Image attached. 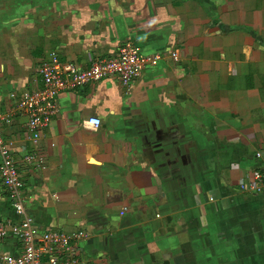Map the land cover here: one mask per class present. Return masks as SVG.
Listing matches in <instances>:
<instances>
[{
	"label": "crops",
	"instance_id": "crops-1",
	"mask_svg": "<svg viewBox=\"0 0 264 264\" xmlns=\"http://www.w3.org/2000/svg\"><path fill=\"white\" fill-rule=\"evenodd\" d=\"M123 45L163 59L59 93L34 142L17 101L41 63L87 69ZM0 114L26 213L88 233L78 264H264V183L239 188L264 178V0H0ZM20 220L0 179V225Z\"/></svg>",
	"mask_w": 264,
	"mask_h": 264
},
{
	"label": "built area",
	"instance_id": "built-area-1",
	"mask_svg": "<svg viewBox=\"0 0 264 264\" xmlns=\"http://www.w3.org/2000/svg\"><path fill=\"white\" fill-rule=\"evenodd\" d=\"M169 57L178 61V49L171 50ZM163 59L162 54H143L136 46H120L116 54L107 59L93 61L87 69L62 62L52 53L47 61L39 66L38 72L43 81V88L27 92L17 101L20 112L28 116L27 128L32 140L36 142L40 131L47 127L51 116L57 112L55 98L63 91H74L89 82H98L107 77H117L123 86H129L140 77L143 69L156 66ZM3 116L0 114V179L5 186L11 207L22 220L9 225H0V240L13 235L21 241L22 252L18 255L0 252V264H78L74 257V244L88 237L86 231L68 235L61 231H40L33 219L26 213L23 183L16 168L10 147L3 140ZM86 123L94 129L101 126V120L90 117ZM28 163L43 165V160L36 153L25 157ZM264 183L260 171L252 172L250 179L240 183L241 191L254 194L261 190Z\"/></svg>",
	"mask_w": 264,
	"mask_h": 264
}]
</instances>
